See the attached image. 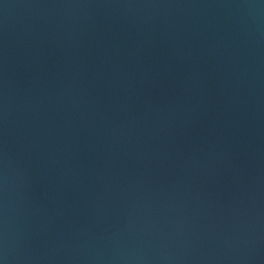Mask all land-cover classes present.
Here are the masks:
<instances>
[{"label":"water","instance_id":"water-1","mask_svg":"<svg viewBox=\"0 0 264 264\" xmlns=\"http://www.w3.org/2000/svg\"><path fill=\"white\" fill-rule=\"evenodd\" d=\"M0 264H264V0H0Z\"/></svg>","mask_w":264,"mask_h":264}]
</instances>
